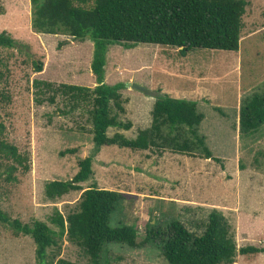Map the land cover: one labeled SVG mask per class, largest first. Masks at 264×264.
Masks as SVG:
<instances>
[{"label": "rangeland", "instance_id": "374dc122", "mask_svg": "<svg viewBox=\"0 0 264 264\" xmlns=\"http://www.w3.org/2000/svg\"><path fill=\"white\" fill-rule=\"evenodd\" d=\"M93 4L88 0L83 7L90 9ZM0 8L4 11L0 34L5 32L18 42L15 48L0 47V141L16 148L24 159L19 165L0 148L4 216L22 224L40 221L57 232L50 221L54 212L64 217L77 212L82 193L96 184L122 194L109 226H134L140 243L136 248L106 245L102 260L107 264H168L158 238L142 244L147 231H164L171 221H178L201 236L212 211L225 217L237 250L264 248V125L250 136H241L238 129L243 100L264 94V0H248L237 52L192 50L181 56L179 49L154 44L107 47L104 84H124L120 93L125 114L119 120L132 124L129 131L110 128L107 136L121 133L134 139L150 127L156 98L130 86L140 85L197 102L198 112L204 115L197 134L213 159H204L201 149L178 153L104 146L93 157L91 179L81 184V190L54 201L46 198L45 184L71 180L78 161L92 155V126L87 106L71 111L61 96L53 105H38L33 81L94 88L93 43L33 32L30 0H0ZM34 62L42 63L40 73L35 72ZM180 132L191 138L187 129ZM70 149L76 153L60 155ZM34 250L30 237L16 235L0 222V264H37ZM48 254L54 262L90 264L85 251L65 237ZM222 264H264V255L237 253L230 263Z\"/></svg>", "mask_w": 264, "mask_h": 264}, {"label": "trees", "instance_id": "16d2710c", "mask_svg": "<svg viewBox=\"0 0 264 264\" xmlns=\"http://www.w3.org/2000/svg\"><path fill=\"white\" fill-rule=\"evenodd\" d=\"M87 2L30 0L33 32L65 35L76 40L88 39L93 43L90 70L96 81L94 88L33 81L38 105H53L56 97L61 96L67 100L71 111L87 106L92 126V155L78 161V170L71 180L45 184L44 194L52 201L81 190V184L93 176V157L104 146H118L132 151L171 149L178 153L201 149L204 159H213L204 145V139L197 134V128L204 119V115L197 110V102L172 98L167 94L159 93L151 111L150 127L140 130L134 139H127L121 133L108 137V129L129 131L132 124L119 120V115L125 114L120 93L124 84H104L105 55L110 44H123L127 49L138 44H154L179 49L181 56L192 50L237 52L242 17L248 5V0H94L93 7L86 9L83 6ZM3 14L0 8V15ZM17 45L18 42L7 33L0 34V47L15 48ZM33 66L36 73L42 71L41 62H34ZM263 125L264 94L256 93L245 98L240 105L239 134L250 136ZM184 128L191 138L181 134ZM1 130L0 125V134ZM0 148L13 161L23 164L24 159L17 154L16 148L2 141ZM75 153L76 150L70 149L60 155ZM122 199L121 193L99 189L92 184L82 193L77 212L66 217L58 211L54 212L50 221L58 229L57 232L40 221L31 224L11 221L1 212L0 222L8 224L16 235L32 239L37 264H73L63 259L54 262L55 259L49 257L48 251L57 248L58 241L64 237L85 251L90 264H107L106 260H102L106 245L118 244L129 248L140 245L134 226H109L110 216ZM154 238H158L159 248L168 264H222L230 263L237 253L243 257L264 255V248L254 246L237 250L230 227L218 211L209 214L201 236L189 232L180 222L171 221L164 231H147L142 244Z\"/></svg>", "mask_w": 264, "mask_h": 264}, {"label": "water", "instance_id": "95a60500", "mask_svg": "<svg viewBox=\"0 0 264 264\" xmlns=\"http://www.w3.org/2000/svg\"><path fill=\"white\" fill-rule=\"evenodd\" d=\"M130 86H131V89H133L135 91H138V92L142 93L145 96H148V97H151V98H154V99L159 96L158 92L152 91V90H148V89H146L143 86L135 85V84H132Z\"/></svg>", "mask_w": 264, "mask_h": 264}]
</instances>
